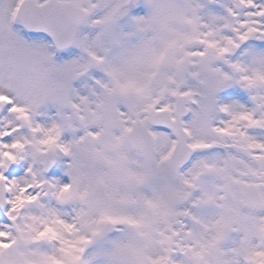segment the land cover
I'll use <instances>...</instances> for the list:
<instances>
[{"label": "snow or ice", "instance_id": "6c2138e0", "mask_svg": "<svg viewBox=\"0 0 264 264\" xmlns=\"http://www.w3.org/2000/svg\"><path fill=\"white\" fill-rule=\"evenodd\" d=\"M0 264H264V0H0Z\"/></svg>", "mask_w": 264, "mask_h": 264}]
</instances>
